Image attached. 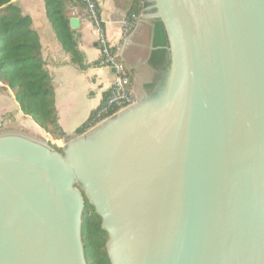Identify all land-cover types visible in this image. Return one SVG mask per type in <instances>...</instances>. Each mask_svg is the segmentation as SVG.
<instances>
[{
  "label": "water",
  "instance_id": "water-1",
  "mask_svg": "<svg viewBox=\"0 0 264 264\" xmlns=\"http://www.w3.org/2000/svg\"><path fill=\"white\" fill-rule=\"evenodd\" d=\"M141 20L169 66L131 69L135 104L61 153L0 135V264H86L84 199L110 264H264V0H152Z\"/></svg>",
  "mask_w": 264,
  "mask_h": 264
},
{
  "label": "crops",
  "instance_id": "crops-1",
  "mask_svg": "<svg viewBox=\"0 0 264 264\" xmlns=\"http://www.w3.org/2000/svg\"><path fill=\"white\" fill-rule=\"evenodd\" d=\"M22 14L31 19V28L36 32L40 43V54L44 69L51 79L53 101L57 125L64 135L94 123L96 111L108 94L112 80L111 70L98 66L99 50L97 34L87 19L83 6L72 2L70 17L79 21L73 31L77 55L75 60L64 51L45 16L43 0H12ZM99 16L108 45L118 53L130 74L131 89L135 96L134 74L131 69L149 60L152 44V25L141 20L143 8L134 16L132 25L124 33L123 23L131 22L130 13L136 0H96ZM142 3H140V8ZM13 102L14 97L11 95ZM19 114L21 113L16 103ZM29 126L37 133H44L27 116ZM89 129V128H88Z\"/></svg>",
  "mask_w": 264,
  "mask_h": 264
},
{
  "label": "trees",
  "instance_id": "trees-1",
  "mask_svg": "<svg viewBox=\"0 0 264 264\" xmlns=\"http://www.w3.org/2000/svg\"><path fill=\"white\" fill-rule=\"evenodd\" d=\"M45 16L62 49L75 60L77 55L73 31L69 27L70 4L83 6L81 0H43ZM140 3L142 6L140 8ZM152 6V0H136L131 15ZM153 11H148L152 13ZM153 50L149 64L153 68L169 66L167 41L159 21H153ZM0 83L13 93L22 114L29 117L44 132L60 139L64 135L57 125L51 79L44 69L40 43L31 28V19L22 14L12 0H0ZM94 125V123H93ZM91 125V127L93 126ZM90 128H79L81 134ZM61 153L60 148L52 147ZM101 219L84 199L80 236L86 264H110L105 244L107 233L101 229Z\"/></svg>",
  "mask_w": 264,
  "mask_h": 264
},
{
  "label": "built area",
  "instance_id": "built-area-1",
  "mask_svg": "<svg viewBox=\"0 0 264 264\" xmlns=\"http://www.w3.org/2000/svg\"><path fill=\"white\" fill-rule=\"evenodd\" d=\"M88 21L93 26L97 34V45L100 53L98 66L113 70L112 80L108 89V94L95 114L94 125L100 123L106 118L117 112L135 104V96L131 89L130 74L127 66L124 64L118 53L114 52L108 45L102 21L99 14V6L96 0H81ZM131 22L123 23L124 33L132 25L134 16H131ZM93 125V126H94Z\"/></svg>",
  "mask_w": 264,
  "mask_h": 264
},
{
  "label": "rangeland",
  "instance_id": "rangeland-1",
  "mask_svg": "<svg viewBox=\"0 0 264 264\" xmlns=\"http://www.w3.org/2000/svg\"><path fill=\"white\" fill-rule=\"evenodd\" d=\"M11 95L13 93L0 83V135H21L45 143L51 148H61V138L56 140L53 135L37 133L29 126L27 118L19 114Z\"/></svg>",
  "mask_w": 264,
  "mask_h": 264
}]
</instances>
